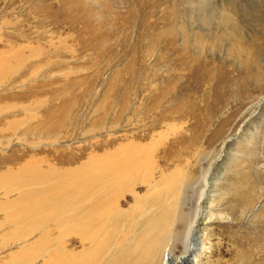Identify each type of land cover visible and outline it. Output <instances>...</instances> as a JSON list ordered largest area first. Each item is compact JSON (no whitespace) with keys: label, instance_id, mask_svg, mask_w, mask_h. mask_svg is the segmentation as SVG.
Masks as SVG:
<instances>
[{"label":"rangeland","instance_id":"obj_1","mask_svg":"<svg viewBox=\"0 0 264 264\" xmlns=\"http://www.w3.org/2000/svg\"><path fill=\"white\" fill-rule=\"evenodd\" d=\"M130 144L159 162L125 207L166 210L157 253L198 208L197 264H264V0H0V264H49L51 196Z\"/></svg>","mask_w":264,"mask_h":264},{"label":"bare ground","instance_id":"obj_2","mask_svg":"<svg viewBox=\"0 0 264 264\" xmlns=\"http://www.w3.org/2000/svg\"><path fill=\"white\" fill-rule=\"evenodd\" d=\"M116 152L111 158L99 162L96 182H81L74 178L63 195L51 196V202L57 203V209L66 207L67 211L65 229L60 231L64 236L54 239L56 242L50 251L49 264H197V249L190 251L189 245L198 220V208L186 228V249L181 257L172 254V239L167 241L160 253L154 248L161 240L158 238L161 234L165 236L169 232L166 237H172L170 230L167 233L162 230L163 224H166L163 220L166 210L162 208L159 212L153 209L157 202L145 200V206L155 212L143 211L144 215L139 219L125 209L132 200L140 206L139 187L146 186L148 195L145 197H148L162 185L161 180L152 179L155 176L153 170L159 165L155 161L154 146L130 144ZM202 180L204 187L199 203L205 198L207 186L206 176ZM35 207L44 209L45 204L37 203ZM60 220L61 216L55 217L56 222ZM47 221L48 218L43 220L44 225L48 224ZM140 230H145L144 235H137ZM146 242H149V247H145ZM191 258L195 259L194 263L190 262Z\"/></svg>","mask_w":264,"mask_h":264}]
</instances>
